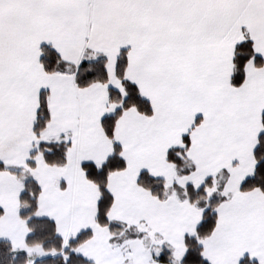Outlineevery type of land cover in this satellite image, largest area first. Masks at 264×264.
Here are the masks:
<instances>
[{"label":"snow or ice","instance_id":"snow-or-ice-1","mask_svg":"<svg viewBox=\"0 0 264 264\" xmlns=\"http://www.w3.org/2000/svg\"><path fill=\"white\" fill-rule=\"evenodd\" d=\"M0 264H264V0H0Z\"/></svg>","mask_w":264,"mask_h":264}]
</instances>
